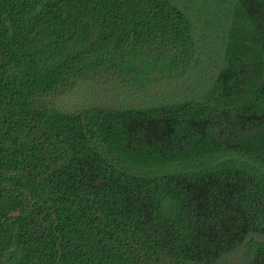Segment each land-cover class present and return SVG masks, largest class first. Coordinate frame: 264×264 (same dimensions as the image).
<instances>
[{
  "label": "trees",
  "instance_id": "16d2710c",
  "mask_svg": "<svg viewBox=\"0 0 264 264\" xmlns=\"http://www.w3.org/2000/svg\"><path fill=\"white\" fill-rule=\"evenodd\" d=\"M236 254L264 264V0H0V264Z\"/></svg>",
  "mask_w": 264,
  "mask_h": 264
},
{
  "label": "rangeland",
  "instance_id": "374dc122",
  "mask_svg": "<svg viewBox=\"0 0 264 264\" xmlns=\"http://www.w3.org/2000/svg\"><path fill=\"white\" fill-rule=\"evenodd\" d=\"M241 257H242V255L236 254L231 259L230 258H226L225 260L221 261L220 264H234V263H238L239 261H241ZM243 259L244 258L242 257V260Z\"/></svg>",
  "mask_w": 264,
  "mask_h": 264
},
{
  "label": "flooded vegetation",
  "instance_id": "af4514ba",
  "mask_svg": "<svg viewBox=\"0 0 264 264\" xmlns=\"http://www.w3.org/2000/svg\"><path fill=\"white\" fill-rule=\"evenodd\" d=\"M10 216L11 217H17V216H19V213L18 212L17 213L16 212H13V213L10 214Z\"/></svg>",
  "mask_w": 264,
  "mask_h": 264
}]
</instances>
